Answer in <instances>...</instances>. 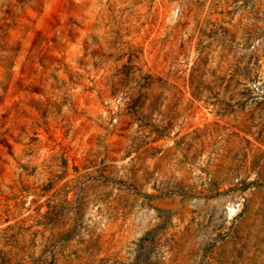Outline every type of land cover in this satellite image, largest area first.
I'll return each mask as SVG.
<instances>
[{
	"label": "rangeland",
	"instance_id": "1",
	"mask_svg": "<svg viewBox=\"0 0 264 264\" xmlns=\"http://www.w3.org/2000/svg\"><path fill=\"white\" fill-rule=\"evenodd\" d=\"M0 264H264V0H0Z\"/></svg>",
	"mask_w": 264,
	"mask_h": 264
}]
</instances>
